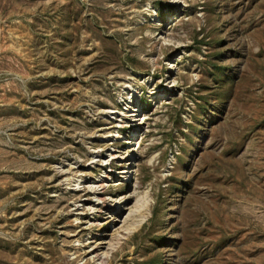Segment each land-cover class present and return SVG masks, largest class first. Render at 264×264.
Returning <instances> with one entry per match:
<instances>
[{"label": "rangeland", "instance_id": "rangeland-1", "mask_svg": "<svg viewBox=\"0 0 264 264\" xmlns=\"http://www.w3.org/2000/svg\"><path fill=\"white\" fill-rule=\"evenodd\" d=\"M0 264H264V0H0Z\"/></svg>", "mask_w": 264, "mask_h": 264}, {"label": "bare ground", "instance_id": "bare-ground-1", "mask_svg": "<svg viewBox=\"0 0 264 264\" xmlns=\"http://www.w3.org/2000/svg\"><path fill=\"white\" fill-rule=\"evenodd\" d=\"M102 182V181H101ZM104 183L101 184L102 188L104 187ZM101 198V197H100ZM102 199V198H101ZM104 202V200H103ZM100 246L99 245H93L92 246V251L91 253H93L94 255V259L96 260H99L101 263H104L106 258H107V255H108V252H100ZM110 250V249H109Z\"/></svg>", "mask_w": 264, "mask_h": 264}]
</instances>
